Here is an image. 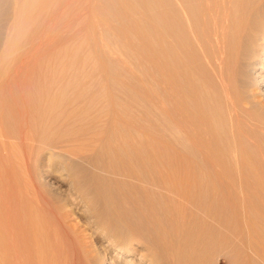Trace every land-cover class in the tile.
Wrapping results in <instances>:
<instances>
[{
  "label": "rangeland",
  "instance_id": "obj_1",
  "mask_svg": "<svg viewBox=\"0 0 264 264\" xmlns=\"http://www.w3.org/2000/svg\"><path fill=\"white\" fill-rule=\"evenodd\" d=\"M176 1L0 0V186L5 184L11 197L9 211L11 218L16 216L18 222H21L19 217L23 209L28 211L31 220L29 225L32 226L33 231L28 236L27 245L31 246L32 250L39 239H42L43 244L47 245L46 248L54 256L55 264H150L152 247L155 245L158 247V243L163 239L160 237L165 234L163 237L166 239L168 231L171 233L170 237L167 236L169 237L167 241L172 238L177 239L180 234L182 249L176 247L177 250L174 246L176 251L168 254H166L168 251L164 252L161 258L163 257L166 264H177V262L178 264H242V261L235 262L236 252L228 244L236 242L235 239L244 230L243 226L248 227L253 243L260 240L259 244L264 243V169L261 170L258 166L261 164L260 160L263 162L261 153L260 155L258 153L259 149L264 154V0H244L249 4L247 11L249 21L245 35L243 34L240 39L242 50L237 51L236 60L237 58L238 60L233 63L234 75L231 72L236 80L231 88H235L240 96L242 95L241 99L244 97L243 105L252 110L251 113L261 122L262 127V130L256 127L261 130L259 131L252 125L249 127L248 120L246 123L242 122L243 135L238 138L242 136L243 141L240 140V143L248 147L245 149L248 154L247 157L245 155L244 162H241L240 158L237 159L238 154L233 148L238 142L235 144L236 138L232 135L233 126L228 118L230 111L224 101V94L215 82L216 78L210 76L211 69L207 67L206 60L210 56L208 47L204 52L207 56H203L197 50V61L193 60L191 67V71L197 70L194 72L195 77L193 75V78L197 77V80L193 79L196 90L198 89V92L199 89L202 90L199 93H202L203 98L207 100L202 98L204 104L210 102L208 107L214 120L211 125L218 130V141L211 140L209 143L225 146L224 148L228 149L227 154L221 157V162L226 164L225 169L219 173L221 179L231 178L229 181L246 200L243 206L250 209L242 208V213L237 210L236 216L232 215L235 217L226 216L222 218L223 220L213 219V216L210 218V215L208 218L206 214H201L204 212H198V208H194L193 199L184 205V201L192 198L190 195L184 200L174 192V195L170 192L175 191L177 188L175 185L181 188L179 185L183 184L181 177H184V172L175 169L177 167L175 164L179 163L176 159L179 161L183 159L185 162L181 161L179 165L184 163L183 166L187 167L188 164L196 162L199 156V148L184 138L173 121L169 120L171 110H169L170 94L167 83L168 19L172 10L179 11V7L176 8L178 6ZM208 1L210 6H213L214 0ZM218 1L220 0H215ZM232 2L237 3L234 0ZM233 3L232 8L235 9L234 6L237 8ZM23 4L25 33L15 36L14 39L12 28L17 24V11ZM198 70L199 75L202 73L204 77H202L203 81L199 80L201 84L198 82L201 78L197 76ZM204 75L210 79V82L204 80L206 78ZM211 86L215 89L213 90ZM207 92L213 97L216 95L215 99L211 100L213 97ZM241 112V115H246L245 111ZM21 115H24L25 119ZM174 145L177 148L173 147ZM251 148L253 153L250 151ZM254 152L259 155L255 154L259 159L258 162L254 159L256 157L253 155ZM51 155L55 156L54 159ZM191 156H196L197 159L194 157L196 161L195 159L194 162L193 159L188 161ZM249 156L250 158L252 156V159H249ZM148 158H153L151 160H154L155 164L148 161ZM248 159L253 160L252 166L247 164L250 163ZM244 163L248 165L247 170L243 167ZM240 165L243 170L238 168ZM68 166H74V174H78V177L71 175L67 170ZM206 173L209 175L205 170L202 174L200 170H195L194 176L192 172V182L188 180L190 192L191 187L194 192V188L199 184H203V189L209 191L210 186L207 184L208 187L205 182L210 175L207 176ZM211 180L214 179L209 180L212 188L214 184ZM104 183L108 186L105 188L106 191L101 189L106 187ZM219 183L220 181L218 184L215 181L216 185H214L218 193L225 190L222 189L223 185L219 186ZM97 188L101 189L98 193H96ZM109 199L117 203H114V208L122 212L119 214L123 221L115 218L114 220L107 215L104 203ZM94 202L96 205L99 203V215L101 214L102 217L98 216L102 220H98L97 215H92L87 207V203L92 205ZM137 202L139 204H136ZM153 206L156 208H152ZM186 210L190 215L189 213L183 215ZM239 212L243 215H239L240 221L236 218ZM95 216L98 218L96 219ZM241 217L244 219L247 217L246 225L242 226ZM94 219L99 222H95ZM18 222L15 223L20 224ZM116 223L120 226H116ZM161 223L166 224L164 226L169 230L167 231V227H161ZM21 225L25 227V223ZM39 225L42 226V230ZM38 226L43 236L39 235ZM18 227L20 228L16 225L15 229ZM158 228L162 230L165 228L167 233L159 232ZM172 228H176L178 233ZM36 230L38 232H35ZM104 230L108 231L107 234ZM102 231L105 235L101 233ZM121 233L127 234L121 235L119 239ZM111 234L112 236L118 234L117 238L112 237ZM194 237L197 239L195 240ZM254 237H257L256 240ZM220 238L221 240L224 238L227 242L224 244ZM216 240L221 241L218 243L220 247L217 246ZM116 241L129 247L127 246L124 252H118ZM24 243L25 240L19 245L25 247ZM187 243L191 245L188 246ZM183 245L185 253L180 255L179 253L183 252ZM252 254V263L262 264L259 256ZM243 263L248 262L245 263L244 260Z\"/></svg>",
  "mask_w": 264,
  "mask_h": 264
},
{
  "label": "bare ground",
  "instance_id": "obj_2",
  "mask_svg": "<svg viewBox=\"0 0 264 264\" xmlns=\"http://www.w3.org/2000/svg\"><path fill=\"white\" fill-rule=\"evenodd\" d=\"M233 0H220L218 2H215L214 0V3H213V6L211 5L210 6V3L208 0H177L176 3H177V7H179V11H174L172 10V13H170L169 15V19H168V37H169V47H168V51H169V71L167 72L168 73V82L166 80V82L168 83V86H169V94H170V108L169 110L170 113V119L169 120H172L175 125H176V128L179 129V132H181L182 136L184 138H187L191 143L195 144L198 148H199V156H198V160L196 161V159L194 157H190L188 159V161L190 159H193V162H194V159L196 162H194L193 164H188L187 167L183 164L179 165L180 163L182 162H185L183 161V159H181V161L177 160V164H175V160H172L174 161L173 163L175 165H177V167H175V169L178 170H181V172H184V177H181V181H182V185H179L181 188H178V185H175L177 186V190L175 189V191H170L175 193V195L177 194L178 197L180 198H183L185 200L186 196L190 195L192 198H188L187 200H189L187 202L184 203V205L190 203V199H193L195 201V209L196 207L198 208V212H204V213H201V214H206L209 218V215H210V218L213 216V219L214 218H220V219H224V217L226 216H231V217H235L236 216V212L237 210L238 211H242L241 210L242 208H248V207H244L243 205L245 204L246 200H244L242 197H241V194H239L236 190V188L233 186V183H231L229 180H231V178L229 179L224 177L221 179V174L220 171H222L223 169H225V165L221 162V157H223L224 155L227 154V150L226 148H224L225 146H222L220 147L218 144L215 145H212L211 143V140H215V141H218V130H215V128H213V124L212 122L214 121L213 120V117L211 116L210 112L209 111V107H208V104L210 102H206L208 104H204L203 103V96H202V93H199L201 92L202 90L199 89V92L196 90V87H195V82L193 81V79H196L197 80V77L196 78H193V75H194V72L197 71L195 70L194 72L191 71V67H192V62L194 60H196V52L197 50L200 51L202 53L203 56H207L205 52V49L206 47H208L209 51H210V56L209 58L206 60L207 61V67L209 69H211L210 71L212 72V74L210 76H214L216 78V81L219 88L221 89V91L223 92V97H224V101L226 103V105L229 107L228 108V111L229 112V116L228 118H230L229 120L231 121L230 124H232V135L234 136V138H236V143L238 142V145H236V147H233L235 148V152L238 154V158H240L241 162L243 161V159H245V155L247 157V154L245 152V149L246 146L243 145V143L241 144L240 140L243 141L242 136L240 137V139L238 138L240 135H243L242 131H241V128L243 127V125L241 126L242 122L246 123V121L248 120L249 123V127L250 125H252L254 128L258 127L262 130V127L260 126V121H257L254 114L251 113L252 110L251 109H247L245 108V106L243 105V102L245 104V101L243 100V98L241 99L240 97V94L237 90H235V88H231V86L233 87V85L235 84V79L233 77L234 75V70H233V65L235 66V61L237 62L236 60V57H237V51L241 49V47L243 46H240V39L242 38L243 34L246 32L245 30H247V25H248V21H249V18H247L248 16V3H246L244 0H234L236 1L237 3H235L237 5V8L234 6L235 4L232 2ZM211 2H213V0H211ZM22 3V2H20ZM173 3V2H171ZM234 4V8L236 9H233L231 4ZM174 4V3H173ZM172 4V5H173ZM173 7V6H172ZM175 7V6H174ZM250 7V6H249ZM159 10V9H158ZM171 11V10H170ZM17 24L12 28V34L14 36V39H15V36L19 35V34H22V33H25L24 30H25V6L24 4L22 5V7L19 9V11H17ZM11 32V31H10ZM9 32V33H10ZM245 35V34H244ZM20 36V35H19ZM161 37V36H160ZM13 38V37H12ZM18 38V37H16ZM161 39V38H160ZM18 41V40H17ZM45 41V40H44ZM34 45V44H33ZM9 49V48H8ZM242 50V49H241ZM8 51V50H7ZM10 51V50H9ZM45 51V50H44ZM238 51V52H239ZM199 52V54H200ZM166 53V52H165ZM241 53V52H240ZM198 54V55H199ZM208 54V53H207ZM197 55V56H198ZM241 55V54H240ZM5 56V55H4ZM6 57V56H5ZM201 56L199 55V58ZM201 59V58H200ZM199 60V59H198ZM205 60V59H204ZM158 64V63H157ZM200 64V63H199ZM199 64H198V67H199ZM203 64V63H202ZM205 64V63H204ZM201 66V64H200ZM197 67V68H198ZM206 67V66H205ZM194 69V68H193ZM202 69V68H201ZM21 70V69H20ZM158 70V69H157ZM200 70V69H199ZM198 70V74L197 76L199 75V71ZM209 71V72H210ZM210 72V73H211ZM233 75H232V73ZM166 73V74H167ZM202 74V73H201ZM199 75L201 76L198 77L200 79H198V82L200 81H203L202 79V75ZM206 77V75H204ZM208 76V74H207ZM208 76V77H210ZM195 77V75H194ZM56 78V77H55ZM204 78V77H203ZM164 79V78H163ZM202 79V80H201ZM200 80V81H199ZM206 80L207 82H210V79H208L207 77L204 79ZM205 82V81H204ZM203 82V85L205 86V83ZM212 83V82H211ZM160 84V82H159ZM201 84V82H200ZM207 84V83H206ZM214 84V82H213ZM237 84V83H236ZM164 85V84H163ZM209 85V84H208ZM211 85V84H210ZM216 85V84H214ZM213 85V86H214ZM167 86V87H168ZM200 86V85H199ZM202 86V87H204ZM211 86V87H213ZM58 87V86H57ZM206 87H209L206 85ZM205 89V87H204ZM215 88L213 87V90ZM250 90V89H249ZM216 92V91H214ZM208 93V92H207ZM204 94V92H203ZM216 94V93H215ZM220 94V93H218ZM45 95V94H44ZM111 95V94H110ZM209 95V93H208ZM6 96V95H5ZM8 96V95H7ZM211 97H213V95H209ZM208 96V97H209ZM45 97V96H44ZM216 97V95L214 96ZM211 98L212 99H215V98ZM222 97V96H221ZM57 98V97H56ZM112 98V96H111ZM167 99H169L167 97ZM204 99V98H203ZM5 100V99H4ZM205 101H207L206 99H204ZM218 100V99H217ZM243 100V102H242ZM34 101V100H33ZM210 101V100H209ZM216 101V100H215ZM223 101V99H222ZM260 101V100H259ZM158 102V101H157ZM212 102V101H211ZM112 103V102H111ZM224 103V104H225ZM15 104V103H14ZM68 105V104H67ZM207 105V106H206ZM18 106V105H17ZM218 107V106H217ZM8 108V107H7ZM212 108V107H211ZM213 109V108H212ZM210 109V110H212ZM241 111H245L246 112V115H241L240 112ZM119 112V111H118ZM26 113V112H25ZM242 113V112H241ZM22 114V113H21ZM54 114V113H53ZM243 114V113H242ZM57 115V114H56ZM217 115V114H216ZM256 115V114H255ZM22 116V115H21ZM24 116V115H23ZM22 116V117H23ZM225 117V116H224ZM24 118V117H23ZM260 118V117H259ZM20 119V118H19ZM25 119V118H24ZM22 119V120H24ZM25 121V120H24ZM27 123V122H26ZM23 124V123H22ZM35 124V123H34ZM173 124V125H174ZM210 124V126H209ZM212 124V125H211ZM32 125V124H30ZM66 125V124H65ZM25 126V125H24ZM93 126V125H92ZM30 127V126H29ZM34 127V126H32ZM31 127V128H32ZM175 127V126H174ZM25 128V127H24ZM29 128V129H31ZM47 128V127H46ZM256 128V129H258ZM34 129V128H33ZM260 129H258L259 131H261ZM26 131V130H24ZM23 131V132H24ZM80 131V130H79ZM28 132L30 133V131L28 130ZM27 132V133H28ZM103 133V132H102ZM174 133V132H173ZM63 134V133H62ZM73 134V133H72ZM154 134V133H153ZM252 134V133H251ZM31 135V134H30ZM177 135V134H175ZM180 135V134H179ZM260 135V134H259ZM4 136V134H3ZM217 136V138L215 139V137ZM255 136V134H254ZM69 137V136H68ZM67 137V138H68ZM7 138V137H6ZM42 138V137H41ZM49 138V137H48ZM212 138V139H211ZM237 138L239 139V141L237 140ZM258 138V137H257ZM81 139V138H80ZM247 139V138H245ZM255 139V138H254ZM29 140V139H28ZM36 140V138H35ZM45 140V139H44ZM42 140V141H44ZM180 140V138H179ZM223 140V139H222ZM38 141V139L36 140ZM187 141V140H186ZM215 141H214V144H215ZM246 141V140H245ZM31 142V141H30ZM41 142V140L39 141ZM46 142H47V139H46ZM51 142V141H50ZM73 142V140H72ZM82 142V141H81ZM184 142V140L182 141ZM189 142V143H190ZM213 142V141H212ZM247 142V141H246ZM245 142V143H246ZM57 143V142H56ZM55 143V144H56ZM264 143V142H263ZM42 144V143H41ZM49 144V143H48ZM54 144V145H55ZM70 144V143H69ZM174 144V143H173ZM172 144V145H173ZM232 144V142H231ZM247 144H249L247 142ZM246 144V145H247ZM53 145V144H52ZM67 145V144H66ZM191 145V144H190ZM234 145V143H233ZM22 146V145H21ZM26 146V145H25ZM71 146V145H70ZM220 148H219V147ZM232 146V145H231ZM175 148H177L175 145L173 146ZM227 147V146H226ZM230 147V146H229ZM228 147V148H229ZM251 147V146H250ZM52 148V147H51ZM56 148V147H55ZM133 148V147H132ZM157 148V147H156ZM174 148V149H175ZM188 148V147H187ZM257 148V149H256ZM255 149L258 150L259 146L256 147ZM26 149V148H25ZM30 149V148H29ZM50 149V148H49ZM226 149V150H225ZM231 149V147H230ZM229 149V150H230ZM254 149V148H253ZM51 150V149H50ZM72 150V149H71ZM91 150V149H90ZM154 150V149H153ZM183 150V149H182ZM250 150V149H249ZM262 150V149H261ZM27 151V149H26ZM31 151V150H30ZM109 151V150H108ZM134 151V150H133ZM251 153L252 152V148H251ZM263 151V150H262ZM2 152V151H1ZM25 153V151H23ZM54 152V151H53ZM52 152V153H53ZM111 152V151H110ZM174 152V151H173ZM187 152V151H186ZM189 152V151H188ZM187 152V153H188ZM249 152V151H247ZM179 153V152H178ZM181 153H184L181 151ZM190 153V152H189ZM193 153V152H192ZM229 153H231L229 151ZM235 153V154H236ZM250 153V152H249ZM250 153V154H251ZM257 153V151H256ZM254 152L253 155L256 154ZM259 155L261 153V158L263 159V162L260 160L261 164H259V169H264V154L263 152L260 151L259 149ZM161 154V153H160ZM186 154V153H184ZM236 154V155H237ZM8 155V153H7ZM30 155V154H29ZM32 155V154H31ZM55 155V154H54ZM53 155V156H54ZM187 155H191V154H187ZM186 155V156H187ZM196 155V154H194ZM257 155V154H256ZM255 155V156H256ZM257 155V156H259ZM51 155V157H53ZM114 156V155H113ZM170 156V155H169ZM181 158H184L182 157L183 155H180ZM254 156V157H255ZM257 156L254 158L255 160H257L258 162V158ZM27 157V156H26ZM55 157V156H54ZM53 157V159H54ZM66 157V156H65ZM150 157V156H149ZM152 157V156H151ZM174 157V156H173ZM48 158V157H47ZM178 158V157H177ZM232 158V157H231ZM257 158V159H256ZM260 158V159H261ZM26 159V158H25ZM148 158L147 160L148 161H152L151 158ZM175 159V158H174ZM249 159H252V156L250 158L249 156ZM248 159V160H249ZM11 160V159H10ZM164 160V159H163ZM246 160V159H245ZM254 160V161H255ZM1 161V160H0ZM170 161V160H169ZM230 161V160H229ZM237 161V160H236ZM239 161V160H238ZM250 161V160H249ZM252 161V162H251ZM250 163H247V164H253V160H251ZM28 162V161H27ZM192 162V160L190 161ZM244 162V161H243ZM247 162V161H246ZM245 162V163H246ZM113 163V161H112ZM152 164H155L154 160L151 162ZM244 163V164H245ZM1 164V163H0ZM110 164V163H109ZM168 164V163H167ZM171 164V162H170ZM239 164H242V163H239ZM247 164H245L244 169L246 168V170L248 169L247 168ZM82 165V164H81ZM92 165V164H91ZM134 165V164H133ZM158 165V164H157ZM156 165V166H157ZM164 165V164H163ZM249 165V166H250ZM257 165V164H256ZM156 166H153V167H156ZM228 166V165H227ZM226 166V167H227ZM231 166V165H230ZM239 166V165H238ZM252 166V165H251ZM57 167V166H56ZM55 167V168H56ZM69 167V166H68ZM152 167V168H153ZM254 167V166H253ZM59 168V167H58ZM66 168V166H65ZM240 168L241 170L242 169V166L240 165ZM252 168V167H251ZM169 169V168H168ZM173 169V170H175ZM28 170V169H27ZM67 170L71 173V175L78 177V174H74V166H70L69 168H67ZM104 170V169H103ZM154 170V169H153ZM195 170H200V173L202 174L203 170H205V172H208L209 175H206L209 176V177H212V178H209L207 177L208 179V183H206V185L208 184L210 186L209 188V191H207L208 189H203L202 185L199 184L196 186L195 191L193 192V188L191 187V192L192 195H194L195 199L193 198V196L191 195V192H190V186H189V181H191V177H193L192 175L195 173ZM240 170V171H241ZM65 171V170H64ZM105 171V170H104ZM103 171V172H104ZM152 171V170H150ZM250 171V170H249ZM129 172V171H128ZM127 172V173H128ZM132 172V171H130ZM156 172V171H155ZM193 172V174H192ZM243 172V171H242ZM241 172V173H242ZM246 172V171H245ZM69 173V174H70ZM73 173V174H72ZM126 173V174H127ZM133 173V172H132ZM131 173V175H132ZM147 173V172H146ZM179 173V172H178ZM211 173V174H210ZM125 174V173H123ZM134 174V173H133ZM186 174V175H185ZM192 174V175H191ZM196 174H197V171H196ZM194 174V176L196 175ZM219 174V175H218ZM191 175V176H190ZM223 175V174H222ZM73 176V177H74ZM135 176V175H134ZM169 176V175H168ZM172 176V175H171ZM214 176V178H213ZM206 177V176H205ZM247 177V176H246ZM91 178V177H90ZM162 178V177H161ZM175 178V177H174ZM196 178V177H194ZM262 178V177H261ZM78 179V178H77ZM210 179H214V180H211L213 182L214 185L215 184V181H217V184L218 182L220 181L219 183V186L223 185L222 189H225L223 190V193L222 191L221 192H217L216 191V188L215 186L213 185V187L211 188V185L209 183V180ZM219 179V180H218ZM79 180V179H78ZM96 180V178H95ZM157 180V179H156ZM164 180V179H163ZM171 180V179H170ZM184 180V181H183ZM193 180V179H192ZM224 180V181H223ZM256 180V179H255ZM77 181V180H76ZM80 181V180H79ZM210 181V182H211ZM94 182V181H93ZM168 182V181H167ZM192 182V181H191ZM96 183V182H95ZM101 183H103L101 181ZM151 183V182H150ZM158 183V182H156ZM154 183V184H156ZM181 184V182H179ZM72 184V183H71ZM77 184V183H76ZM176 184V183H175ZM74 185V184H73ZM103 187L104 185L106 187L104 188H101L102 190L106 191L105 188H107V183L104 185L101 184ZM113 185V184H112ZM141 185V184H140ZM157 185V184H156ZM159 185V184H158ZM173 185V183H172ZM191 185V184H190ZM205 185V184H204ZM207 185V186H208ZM247 185V184H246ZM82 186V185H81ZM114 186V185H113ZM143 186V185H142ZM174 186V187H175ZM206 186V187H207ZM208 186V187H209ZM100 188V186H98ZM174 187L173 190H174ZM204 186V188H206ZM207 187V188H208ZM226 187V188H225ZM101 189H98L97 188V192H99V190ZM109 189V188H108ZM142 189V188H141ZM171 189V187H170ZM180 189V190H179ZM211 189V190H210ZM221 189V188H220ZM219 189V190H220ZM221 189V190H222ZM111 190V189H110ZM121 190V189H120ZM143 190V189H142ZM255 190V189H254ZM96 191V190H95ZM94 191V193H95ZM109 191V190H108ZM93 192V191H92ZM103 192V191H102ZM147 192V191H146ZM190 192V193H189ZM8 190H7V187L6 185H2L0 186V264H55V260H53V255L50 253V250H48L47 248V245H44L43 242H42V239H39V242H35L36 243V247L35 246H32L35 247L34 249L31 250V246H28V236L30 233H32L31 231L32 230V226L29 225V222H31L30 220V217H28V211L26 209H23V213H21L20 217H19V214L17 216V218L19 217V219L21 218V222L24 224L25 223V227L22 226L21 222H18V220L14 217V218H11L10 215H9V211H10V204H11V197H9L8 195ZM144 193V192H143ZM155 193V192H153ZM209 193V194H208ZM247 193V192H246ZM82 194V192H81ZM110 194V193H109ZM124 194V193H123ZM162 194V193H161ZM244 194V193H243ZM38 195V194H37ZM90 195V194H88ZM92 195V193H91ZM97 195V194H95ZM100 195V194H99ZM102 195V194H101ZM129 195V194H128ZM142 195V194H141ZM167 195V194H166ZM174 195V194H173ZM45 196V195H44ZM87 196V195H86ZM130 196V195H129ZM139 196V195H138ZM147 196V195H146ZM247 196V194L245 195ZM84 197V196H82ZM90 197V196H89ZM135 197V196H134ZM148 197V196H147ZM150 197V196H149ZM85 198V197H84ZM95 198V197H94ZM114 198V197H113ZM120 198V197H119ZM126 198H129V197H126ZM159 198V196H158ZM86 199V198H85ZM91 199V198H90ZM93 199V197H92ZM125 199V198H124ZM137 199V198H136ZM144 199V197H143ZM154 199V198H153ZM49 200V199H48ZM89 200V199H88ZM98 199H96L97 201ZM123 200V198H122ZM134 200V199H133ZM147 200V199H146ZM179 202H180V199H178ZM16 201V200H15ZM130 201V200H129ZM148 201V200H147ZM150 201V200H149ZM158 201V199H157ZM164 201V200H163ZM169 201V200H168ZM32 202V201H31ZM93 202V200H92ZM91 202V203H92ZM118 202V201H117ZM141 202V200H140ZM145 202V200H144ZM161 202V201H160ZM167 202V201H166ZM16 203V202H15ZM90 203V202H89ZM95 203V202H94ZM94 203L92 205L88 204L87 203V207L89 208V211L92 213V215H99V203H97L98 205H96L95 203V206H94ZM114 203L113 200L109 199V200H106V202L104 203L105 205V211L106 213H108L107 215H109V218L110 217H113V219H118V220H122L121 218V214L119 213H122V212H119V211H116L115 208H114ZM122 203V202H121ZM130 203V202H129ZM151 203V202H150ZM170 203V202H169ZM32 204V203H31ZM117 204V203H115ZM136 204H139L138 202ZM135 204V205H136ZM141 204V203H140ZM154 204V203H153ZM152 204V205H153ZM194 204V203H193ZM16 205V204H15ZM54 205V204H53ZM119 205V204H118ZM128 205V204H127ZM149 205V204H148ZM182 205V204H181ZM183 205V206H184ZM130 206V205H129ZM128 206V207H129ZM156 206V204H155ZM165 206V205H164ZM180 206V205H179ZM179 206H177L179 208ZM255 206V205H254ZM124 207V206H123ZM136 207V206H135ZM140 207V206H139ZM171 207V206H170ZM169 207V208H170ZM185 207V206H184ZM87 208V210H88ZM154 208V206L152 207ZM156 208V207H155ZM154 208V209H155ZM183 208V207H182ZM47 209V208H46ZM126 209V208H125ZM124 209V210H125ZM148 209V207H147ZM180 209V208H179ZM249 209V208H248ZM17 210V209H16ZM26 210V211H25ZM86 210V211H87ZM151 210V209H150ZM175 210H178V209H175ZM184 210V209H183ZM250 210V209H249ZM100 211H101V208H100ZM104 211V210H103ZM138 211V210H137ZM141 211H142V208H141ZM146 211V210H145ZM155 210H153L154 212ZM187 211V212H186ZM184 214L186 213H189L188 210H186ZM194 211V210H193ZM246 211V209H245ZM252 211V210H251ZM30 212V210H29ZM182 212V211H180ZM179 212V213H180ZM197 212V211H196ZM18 213V212H17ZM37 213V212H36ZM63 213V212H62ZM158 213V212H157ZM173 213V212H172ZM245 213V212H244ZM252 213V212H251ZM250 213V214H251ZM34 214V213H33ZM89 214V213H88ZM137 214V213H136ZM150 214V212H149ZM195 214V213H193ZM192 214V215H193ZM199 214V213H198ZM101 215V214H100ZM99 215V216H100ZM120 215V216H119ZM144 215V214H143ZM152 215V214H151ZM160 215V214H158ZM190 215V213H189ZM232 215H235V216H232ZM238 216L236 217L237 219H239L240 221V218H239V215H240V212L239 214H237ZM245 215H247V213H245ZM95 216V218L97 219L98 217ZM146 216V215H145ZM156 216V214H155ZM187 216V215H185ZM184 216V217H185ZM202 216V215H200ZM223 216V217H221ZM240 216H243L242 214ZM257 216V215H256ZM102 217V215L100 216ZM98 218V220H100L101 218ZM121 217V218H120ZM182 217V216H181ZM193 217V216H192ZM199 217V216H198ZM245 217V216H244ZM33 218V217H32ZM37 218V217H36ZM92 218V216H91ZM94 218V216H93ZM120 218V219H119ZM147 218V217H145ZM157 218V221H158V217ZM155 218V219H156ZM170 218V217H168ZM194 218V217H193ZM192 218V219H193ZM243 218V217H241ZM247 218V217H246ZM246 218L242 220L241 224L242 226L243 225H246L248 222L246 221ZM114 219V220H115ZM222 219V220H223ZM226 219V218H225ZM232 219V218H231ZM234 219V218H233ZM250 219V218H249ZM248 219V220H249ZM98 220H95V222H97ZM102 220V219H101ZM114 220H113V223H114ZM172 220V218H171ZM170 220V221H171ZM174 220V219H173ZM219 220V219H217ZM221 220V221H222ZM235 220V219H234ZM34 221V220H33ZM123 221V220H122ZM169 221V219L167 220ZM204 221V220H203ZM208 221V220H207ZM220 221V222H221ZM228 221V220H227ZM238 221V222H239ZM250 221V220H249ZM15 222H18L20 224H16ZM99 222V221H98ZM97 222V223H98ZM164 222V221H163ZM206 222V221H205ZM211 222V221H210ZM55 223V222H54ZM101 223V221H100ZM119 223V222H118ZM122 223V222H121ZM125 223V222H123ZM135 223V221H134ZM53 224V223H51ZM50 224V225H51ZM120 224V223H119ZM119 224H115L116 226L119 225ZM143 224V223H142ZM163 223H161L162 225ZM175 224V223H174ZM192 224V223H191ZM229 224V223H228ZM235 224V223H234ZM16 225H19L20 228L18 227V229L16 228L15 229V226ZM57 225V224H56ZM124 225V224H123ZM131 225V224H130ZM137 225V224H136ZM154 225V224H153ZM166 225V224H164ZM164 225H162L161 227H163ZM173 225V224H172ZM184 225V224H183ZM182 225V226H183ZM213 225V224H212ZM249 225V224H248ZM40 226V225H39ZM39 226H38V229H39ZM114 226V225H113ZM115 226V227H116ZM120 226V225H119ZM126 226V224L124 225ZM123 226V227H124ZM171 226V225H170ZM176 228H177V225H175ZM185 226V225H184ZM195 226V225H194ZM203 226V225H202ZM42 226H40V229H41ZM50 227V226H49ZM57 227V226H56ZM159 227V226H158ZM164 227H167V226H164ZM173 227V226H172ZM181 227V226H180ZM179 227V229H180ZM225 227V226H224ZM234 227V226H233ZM239 226H237L238 228ZM244 227V230L241 231V233L239 234V236L235 239V241H233L230 245V242H229V246L230 248L236 252V255L237 257H235V262H239V261H242V264H244V260H245V263L248 262L247 264H253L252 260H251V254H255L257 256H259V260L261 259V263L264 264V243L263 245L258 242L257 243H253V238L252 236L250 235L249 231L247 230V226H243ZM118 228V227H116ZM121 228V227H120ZM119 228V230H120ZM126 228V227H125ZM124 228V229H125ZM174 228V227H173ZM172 228V229H173ZM175 228V229H176ZM194 228V227H193ZM205 228V227H204ZM236 228V229H237ZM37 229V228H36ZM39 229V235L43 236L41 234L42 231H40ZM103 229H106L105 227H103ZM101 229V230H103ZM108 229V228H107ZM127 229V228H126ZM157 227L153 228L154 231H156ZM173 229V230H175ZM178 229V228H177ZM201 229V228H200ZM241 229V228H240ZM251 229V228H250ZM249 229V230H250ZM42 230V229H41ZM99 230V229H98ZM111 230V229H110ZM109 230V231H110ZM113 230V229H112ZM111 230V231H112ZM137 230V229H136ZM160 230V231H159ZM168 227H167V231H168ZM185 230V229H184ZM187 230V229H186ZM53 231V230H52ZM105 231V230H104ZM107 231V230H106ZM105 231V232H106ZM110 231V232H111ZM114 231V230H113ZM121 231V230H120ZM124 231V230H123ZM158 231L161 232V231H166L165 228H162L159 229L158 228ZM176 231V230H175ZM174 231V232H175ZM180 231V230H179ZM191 231V230H190ZM189 231V232H190ZM195 231V230H194ZM229 231V230H228ZM35 232H38V230H36ZM60 232V231H59ZM58 232V233H59ZM108 232V231H107ZM106 232V234H107ZM126 232V231H125ZM173 232V231H172ZM173 232V233H174ZM177 232V231H176ZM181 232V231H180ZM179 232V233H180ZM53 233V232H52ZM101 233L104 234V232L102 231ZM116 233V232H115ZM120 233V232H119ZM128 233V231H127ZM126 233V234H127ZM155 233V232H154ZM167 233V232H165ZM169 233V231H168ZM166 234L167 236L170 237V233L169 234ZM178 233V232H177ZM187 233V232H186ZM110 234V233H109ZM125 234V233H124ZM124 234H120V238L124 235ZM125 234V235H126ZM130 234V233H128ZM164 234V233H163ZM191 234V233H190ZM203 234V233H202ZM209 234V233H208ZM238 233H236L237 235ZM56 235V234H55ZM105 235V234H104ZM114 235V234H113ZM117 235H114L111 236L114 237V238H117ZM122 235V236H121ZM162 235V234H161ZM165 235V234H164ZM163 235V236H164ZM174 235V234H173ZM172 235V237H173ZM178 235V234H177ZM183 235V234H181ZM199 235V234H198ZM235 235V234H234ZM233 235V236H234ZM32 236V235H31ZM38 236V234H37ZM41 236H39L41 238ZM61 236V235H60ZM75 236V235H74ZM158 236V235H156ZM159 235L160 239H162V241H160V243H158V247L155 245V247L153 246L152 247V251H151V255H152V259L151 261L149 262L150 264H166V261L163 260V257L161 258V255L166 251H168L166 254H168L169 252H174L176 251V249L178 247L181 246V243L182 241H179V238H180V234L179 236H175L177 239H172L170 241H167L169 237L165 236L166 239H164V237ZM212 236V235H211ZM230 236V235H229ZM50 237V236H49ZM70 237V236H69ZM109 237V235H108ZM128 237V236H127ZM131 237V235H130ZM174 237V238H175ZM190 237V236H189ZM200 237V235H199ZM213 237V236H212ZM211 237V238H212ZM215 237V236H214ZM225 237V236H224ZM35 238V237H34ZM110 238V237H109ZM126 238V237H125ZM129 238V237H128ZM151 238V237H150ZM184 238V237H183ZM182 238V239H183ZM195 238V237H194ZM227 238V237H226ZM229 238V237H228ZM255 238V237H254ZM257 238V237H256ZM255 238V240H256ZM263 238V237H261ZM37 239V238H36ZM64 239V237H63ZM71 239V238H70ZM113 239V238H112ZM124 239V238H123ZM130 239V238H129ZM143 239V238H142ZM147 239V238H146ZM159 239V240H160ZM181 239V238H180ZM190 239V238H189ZM197 239V237L195 238V240ZM217 239V238H216ZM219 239V237H218ZM25 240V247L24 246H20V242H24ZM118 240V239H117ZM127 240V238H126ZM132 240V239H131ZM130 240V241H131ZM152 240V239H151ZM156 240V239H155ZM157 240V241H159ZM185 240V239H184ZM201 240V239H200ZM210 238L208 239V241L210 242ZM215 240V238H214ZM221 240V238H220ZM227 240V239H226ZM259 240V239H257ZM36 241V240H35ZM44 241V240H43ZM46 241V239H45ZM76 241V240H75ZM121 241V240H120ZM224 242V244L227 242V241H224V238L221 240ZM220 241V242H221ZM115 242V241H114ZM118 242L119 244V241H116ZM126 242V241H125ZM145 242V241H144ZM151 242V241H150ZM217 242V243H216ZM216 244L220 243L218 240H216ZM48 243V242H47ZM155 243V244H156ZM184 245H185V242H183ZM213 243V245H214ZM115 244V243H114ZM117 244V251L119 252H124L125 250H127V246L128 245H124V244ZM188 246L191 245L190 243H187ZM210 244V243H209ZM216 244L214 245L216 247ZM226 244V246H227ZM152 245V244H151ZM183 245V252L181 251L179 254H183L185 253V246ZM208 245V244H207ZM221 245V244H220ZM223 245V244H222ZM160 246V247H159ZM174 246H175V250H174ZM197 246V245H196ZM219 246V244L217 245ZM228 246V247H229ZM47 247V248H46ZM129 247V246H128ZM182 247V246H181ZM180 247V248H181ZM195 247V246H194ZM220 247V246H219ZM179 248V250H180ZM193 248V247H192ZM201 248V247H200ZM199 248V249H200ZM204 248V247H203ZM202 248V250H203ZM224 248V247H223ZM147 249V248H146ZM182 249V248H181ZM214 249V248H213ZM54 250V249H53ZM78 250V249H77ZM170 250V251H169ZM173 250V251H172ZM178 250V249H177ZM191 250V249H190ZM196 250V249H195ZM215 250V249H214ZM79 251V250H78ZM194 251V250H193ZM209 251V250H208ZM177 254V252H175ZM230 253V252H229ZM174 253H172L173 255ZM192 254V253H190ZM252 254V255H253ZM56 255V254H55ZM58 255V254H57ZM82 255V253H81ZM185 255V254H184ZM194 255V254H193ZM191 255V256H193ZM196 255V254H195ZM254 255V256H255ZM84 256V255H83ZM87 256V255H86ZM175 256V255H174ZM94 257V256H93ZM196 257V256H195ZM87 258V257H86ZM167 258V256H166ZM203 258V257H202ZM59 259V258H58ZM256 259V258H255ZM89 260V259H88ZM168 260V259H167ZM172 260V259H171ZM185 260V259H184ZM188 260V259H187ZM191 261V259H189ZM204 260V259H203ZM61 261V260H60ZM189 261V262H190ZM57 262V261H56ZM199 262V261H198ZM260 262V261H259ZM68 263V262H67ZM73 263V262H72ZM202 263V262H201ZM256 263V262H255ZM60 264V263H58ZM178 264V262H177ZM190 264V263H189ZM238 264V263H237ZM240 264V263H239ZM259 264V263H258Z\"/></svg>",
  "mask_w": 264,
  "mask_h": 264
}]
</instances>
